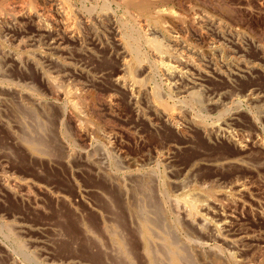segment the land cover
<instances>
[{"label": "rangeland", "instance_id": "rangeland-1", "mask_svg": "<svg viewBox=\"0 0 264 264\" xmlns=\"http://www.w3.org/2000/svg\"><path fill=\"white\" fill-rule=\"evenodd\" d=\"M102 3L0 0V264H116L112 234L129 238L132 208L151 199L185 264H264V0H184L191 20L208 17L197 28L174 20L177 0L162 6L170 28ZM129 25L168 50L138 38L146 85L132 98L112 82L135 60L122 51ZM159 100L180 117H159ZM40 136L43 153L22 138ZM185 198L199 205L192 223Z\"/></svg>", "mask_w": 264, "mask_h": 264}, {"label": "bare ground", "instance_id": "bare-ground-1", "mask_svg": "<svg viewBox=\"0 0 264 264\" xmlns=\"http://www.w3.org/2000/svg\"><path fill=\"white\" fill-rule=\"evenodd\" d=\"M101 1V0H100ZM170 0H102V9L106 10L107 8H109V6L111 4H114L116 6L117 9L122 10L124 17H128V18H134V19H139V17H144V20L149 21L150 23H154V24H158L160 25V23L162 25H165L166 27H172L171 25L173 24V21L170 20L171 17L174 18V11H172L171 8H168V6H165L164 8H162L163 5L167 4ZM176 1V0H175ZM216 1V0H215ZM221 1V0H220ZM184 2V0L182 1ZM182 2L180 0H177V5L180 11H183V13L186 12V10H188L189 8H185L182 5ZM213 2V1H212ZM60 3V2H59ZM96 3V2H95ZM98 3V2H97ZM96 3V4H97ZM100 3V2H99ZM226 4V3H224ZM98 5V4H97ZM221 6V5H220ZM188 7V6H187ZM217 7V6H216ZM218 8V7H217ZM101 9V8H100ZM221 11L226 15V14H231V9L229 8V6H224L222 5V7L220 8ZM102 10V11H103ZM108 10V9H107ZM133 12V14H132ZM135 12V13H134ZM192 12V11H191ZM190 13V9L188 14ZM67 14V13H66ZM177 14V16H175L174 20L177 21H181V22H190L191 25L193 24L196 28H197V24L199 21L201 20H205L208 19L207 16L203 15V16H198L195 18H191L188 17V14L185 13V15H183V17L180 16V13H175ZM193 14V13H192ZM105 16V14H104ZM133 16V17H132ZM171 16V17H170ZM228 16V15H227ZM170 17V18H169ZM127 18V19H128ZM173 18H171L173 20ZM133 19V20H134ZM68 20V19H67ZM129 20V19H128ZM140 20V19H139ZM137 20V21H139ZM175 22V23H176ZM139 23V22H138ZM142 23V22H141ZM124 24V22H123ZM132 24V23H130ZM136 23L134 22L133 25H135ZM145 24H147L145 22ZM184 24V23H182ZM133 25H129V27L126 26V28L124 30H126V32L124 33L123 37L121 34V37L124 39L122 40V44L120 43V45H122L123 49L122 51L126 52V53H130L133 54V57L135 58L134 62L133 60L131 61L130 59H126L125 57L122 58V61L120 62V69L123 71V73H121V75H118L116 77H114L112 79L113 84L127 92L130 95V98H132L133 96V89L136 88L138 91L140 90H144L145 89V85L146 83H144L142 81V79H137L136 76L134 75L135 70H137V68H135L136 65L138 64H142L140 63V55L138 54V50L136 49V47L134 46L137 43L138 38L144 39L145 42H147L153 49H156V52H159L160 55L161 53H166V55H168V50H166L164 48V46H162L160 44V41L150 37H145L142 33H139V29H136ZM152 26V24H151ZM154 26V25H153ZM193 26V27H194ZM121 27V26H120ZM156 28V27H153ZM164 28V27H163ZM165 29V28H164ZM146 34V33H145ZM72 35V34H71ZM176 41V40H175ZM149 46V47H150ZM139 48V47H138ZM168 48V47H167ZM158 50V51H157ZM140 53V52H139ZM177 53V52H176ZM172 54V52H171ZM170 54V55H171ZM178 54V53H177ZM158 55V56H160ZM129 56V54H128ZM160 57H163L162 55ZM176 58V57H175ZM159 59V58H158ZM167 59V58H166ZM169 59V58H168ZM178 59V58H177ZM176 59V60H177ZM165 60V59H164ZM175 60V59H174ZM175 60V61H176ZM163 61V60H161ZM160 61V62H161ZM174 61V62H175ZM181 61V60H180ZM133 62V63H132ZM177 62V61H176ZM162 63V62H161ZM163 64V63H162ZM168 64V63H167ZM191 65V64H190ZM163 66H165L163 64ZM175 65L172 66L171 65H166L165 68H167V70H170L171 72H176L179 71L178 74L183 75L184 71L181 69L180 70H176V68H173ZM182 67V66H181ZM140 68V67H139ZM178 68V66H177ZM119 69V70H120ZM141 70V68H140ZM139 70V71H140ZM166 70V71H167ZM136 73V72H135ZM170 74V73H169ZM171 75V74H170ZM181 77V76H180ZM183 77V76H182ZM146 80V79H145ZM48 81V80H47ZM50 82V79H49ZM49 84V83H48ZM53 84V82H52ZM52 87V86H51ZM53 88V87H52ZM56 90V89H55ZM54 90V91H55ZM137 91V92H138ZM147 91V90H146ZM147 93V92H146ZM191 97L192 100L197 98V93L196 92H191ZM249 99L255 100V99H260L258 98L257 95H253V93H249L248 95ZM156 98V96H154ZM94 97L92 96V99ZM149 98V97H148ZM89 100H91V98L89 97ZM95 100V99H94ZM157 100V99H156ZM97 101V99H96ZM259 101V100H258ZM95 104V101H93ZM99 102V100H98ZM97 102V104H98ZM165 102V101H164ZM201 102V101H200ZM76 103V102H75ZM101 103V102H100ZM107 103V101H106ZM108 104V103H107ZM196 104V103H195ZM22 105V104H21ZM74 105V104H73ZM91 105V103H90ZM89 105V106H90ZM30 106V105H28ZM95 106V105H94ZM150 106V105H149ZM148 106V107H149ZM167 105H165V103H162L160 100L157 101H152L151 102V107L153 109V111L159 116L162 117L164 119V121H168L170 123H172L174 121V119L176 117H178L181 113L178 112V110L180 108L177 109H173V108H167ZM45 107V106H44ZM74 107V106H73ZM96 107V106H95ZM28 108V107H26ZM24 108V109H26ZM76 108V107H75ZM259 108V107H258ZM12 109V108H11ZM47 109V108H46ZM20 110V109H19ZM17 111V110H16ZM28 112H32L31 109H27ZM14 112V111H12ZM18 112V111H17ZM26 112V111H25ZM16 113V112H15ZM24 113V112H23ZM47 113V112H46ZM14 114V113H13ZM27 114V113H26ZM17 116V115H16ZM92 116V115H91ZM90 116V117H91ZM31 117V116H30ZM96 117V116H95ZM180 117V116H179ZM15 118V117H14ZM17 120V119H16ZM15 121V120H14ZM91 121V120H90ZM18 122V121H17ZM20 122V121H19ZM38 122V121H37ZM23 123V122H22ZM20 124V123H19ZM39 124V123H38ZM196 125L197 128H200L202 130V132H207V128L204 125L199 124L198 121H195V123H193V125ZM23 125V124H21ZM43 125V124H42ZM41 125V126H42ZM206 125V124H205ZM24 126V125H23ZM40 126V127H41ZM44 126V125H43ZM37 128V127H36ZM42 128V127H41ZM178 128V126H177ZM210 128V127H209ZM212 128V127H211ZM30 129V128H29ZM44 129V128H42ZM23 130V129H22ZM35 130V129H34ZM25 131V130H24ZM45 131V130H44ZM27 132V131H26ZM35 132V131H34ZM52 134V133H51ZM35 135V134H34ZM40 135V134H39ZM19 136V135H18ZM32 137V136H31ZM38 136H35V138ZM24 138V141L30 146V148L34 151H37L39 153H43L44 151H46V148L48 147L47 144L45 142H47L45 140L42 139L43 137L40 136V138L37 139H31L28 140L25 139L26 137H22ZM21 138V140H22ZM45 138V137H44ZM50 144V143H49ZM261 148L264 151V144H261ZM55 152V151H54ZM49 156V155H48ZM149 178V177H148ZM139 180V179H138ZM146 181V178L144 179ZM144 181V182H145ZM148 181V180H147ZM119 183V182H118ZM179 183V181H178ZM148 185V184H147ZM119 185L117 184V187ZM133 186V185H132ZM142 188V185H140ZM236 189L238 192L244 191L245 190V186L244 184H237L235 185ZM121 187V186H120ZM146 187H150V186H146ZM144 189H146L143 186ZM122 189V188H121ZM140 190V189H139ZM143 190V189H142ZM135 191V190H134ZM143 192V191H142ZM242 193V192H241ZM151 194V193H150ZM156 195V194H155ZM120 196V195H119ZM167 196V195H166ZM96 197V196H95ZM178 197V196H177ZM152 198V197H151ZM173 198V197H172ZM179 198V197H178ZM177 198V199H178ZM150 199V198H149ZM148 199V200H149ZM124 200V199H123ZM181 200V198L179 199ZM195 198H185V205L188 206V218L190 219L191 223L194 222L196 219L195 216L192 217L196 210L197 207H199L198 203H196ZM160 201V200H159ZM178 201V200H176ZM149 202V201H148ZM119 203V202H117ZM131 203V202H130ZM151 203V204H150ZM150 210L149 212H145L144 209H142L143 207H133L131 212H132V216L133 219H135L134 223V228H131L129 230V238L128 237H123L120 236L119 234H112V246L114 247V252H115V257H116V264H133V260L130 257V247L129 245H133L135 244V241H137L138 246L141 250L142 255H144L147 264H185L186 260L188 261L187 257H186V250L188 247H183L182 243L179 242V240L173 236H169L166 231L164 230V219H163V214L161 212V209L158 206V203L154 202L153 199H151L150 201ZM163 203V202H162ZM121 204V203H120ZM136 204V203H135ZM134 204V205H135ZM148 204V205H149ZM200 204V203H199ZM202 204V203H201ZM200 204V205H201ZM138 205H140L138 203ZM160 205V204H159ZM178 205V204H177ZM161 206V205H160ZM163 208V207H162ZM130 209V208H129ZM185 209V208H184ZM183 209V210H184ZM199 210V209H198ZM187 211V212H188ZM118 212V211H117ZM129 212V211H128ZM166 212V211H165ZM186 212V213H187ZM197 213V212H195ZM116 221L118 222L119 225L117 226H122V227H126L127 223L125 221V217L124 214L119 212L116 213ZM198 215V213H197ZM114 217V216H113ZM130 217V216H129ZM191 217V218H190ZM186 217V219H188ZM176 222V221H173ZM114 223V222H113ZM180 223V222H179ZM190 223V222H188ZM116 224V223H115ZM177 224V223H176ZM197 224V223H196ZM190 225V224H189ZM195 225V224H194ZM100 226V225H99ZM195 227V226H194ZM198 227V225H197ZM200 227V226H199ZM97 228V227H96ZM127 228V227H126ZM125 229V228H124ZM123 229V230H124ZM127 231V229H126ZM109 232V231H108ZM120 232V231H119ZM118 233V232H117ZM122 233V231H121ZM128 233V232H127ZM99 234V233H98ZM111 235V234H110ZM175 235V234H174ZM178 236V235H177ZM215 237L219 238V235L216 234ZM180 238V236L178 237ZM223 240L224 238L221 237ZM95 239V238H94ZM188 240V239H187ZM230 241V240H227ZM99 242V241H98ZM134 243V244H133ZM193 243V242H192ZM182 244V245H181ZM189 244V243H188ZM198 245V244H197ZM137 246V245H136ZM132 247V246H131ZM76 248V247H75ZM197 247H194V249H196ZM67 249V248H66ZM108 252V251H107ZM132 253V252H131ZM139 253L137 252V255ZM190 254V253H189ZM198 254V253H197ZM215 254V253H214ZM204 255V254H203ZM202 255V256H203ZM108 258V257H107ZM213 258V257H212ZM194 259V257H193ZM202 259V258H201ZM204 259V258H203ZM111 261V260H110ZM140 262V261H139ZM193 264V263H192Z\"/></svg>", "mask_w": 264, "mask_h": 264}]
</instances>
